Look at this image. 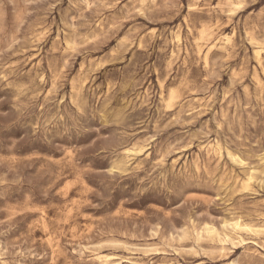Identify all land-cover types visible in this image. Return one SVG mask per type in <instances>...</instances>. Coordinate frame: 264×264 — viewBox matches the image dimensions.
I'll return each mask as SVG.
<instances>
[{
    "label": "rangeland",
    "instance_id": "374dc122",
    "mask_svg": "<svg viewBox=\"0 0 264 264\" xmlns=\"http://www.w3.org/2000/svg\"><path fill=\"white\" fill-rule=\"evenodd\" d=\"M0 264H264V0H0Z\"/></svg>",
    "mask_w": 264,
    "mask_h": 264
}]
</instances>
